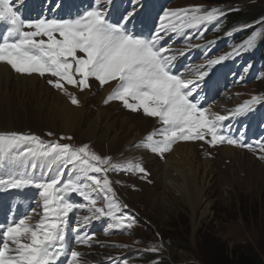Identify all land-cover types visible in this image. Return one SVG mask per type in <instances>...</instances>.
Instances as JSON below:
<instances>
[{"label": "snow or ice", "instance_id": "1", "mask_svg": "<svg viewBox=\"0 0 264 264\" xmlns=\"http://www.w3.org/2000/svg\"><path fill=\"white\" fill-rule=\"evenodd\" d=\"M106 2L111 3V0ZM23 6L24 0H0V22L7 26L6 35L0 42V63L9 65L16 73L47 75V83L67 95L73 105H78L79 100L65 85L83 91L90 87V78L98 81L101 87L117 82L104 103L117 100L132 112L142 110L144 115L158 118L163 127L146 138L148 147L154 153L163 155L178 141H206L211 146L221 143L244 146L223 133V122L231 116L250 111L257 98L236 107L229 116L212 113L208 107L196 102L194 91L197 82L183 79L182 74H174L172 64L176 55L160 45L164 39L161 33L182 32L185 28L210 23L223 15L220 10L212 9L203 14L199 6L165 10L159 17L160 25L156 32L150 38H142L126 27L134 12L122 17V22L112 23L99 6L82 13L78 11L75 15L70 6L69 18L29 19L21 11ZM255 39L254 35L244 46L251 47ZM225 58L210 60L209 67ZM196 74L201 81L209 75L207 71ZM157 134L162 139L154 140ZM25 144L37 145L38 149L29 148L22 155L50 156L59 161L61 167L47 177H34L26 168L6 178L0 177L2 189H23L27 186L39 189L37 206L43 209V215L35 225L29 223L30 215L14 219L6 227L0 225V264H58L61 257H65L66 264H80L79 258L83 254L66 250L69 214L75 209H86L91 213V216L77 220L74 240L79 245L91 246L93 236L81 234L80 229L92 219L110 217L118 221L117 227H132L131 223L125 225L124 219L117 215L121 205L115 199V192L107 178L108 169L103 167L109 165L108 158L91 152L88 145L73 148L70 144L58 142L45 144L34 134L0 133L2 149ZM261 150L264 151V144ZM68 165L79 166L85 179L91 183L74 180L62 183L63 171ZM110 167L113 170H124L126 167L145 173L142 166L131 163L126 166L111 164ZM89 172L103 173L104 176L101 179L99 175H88ZM101 193L105 203L103 207H97ZM70 194H78L83 202H69ZM123 208L126 209L127 205Z\"/></svg>", "mask_w": 264, "mask_h": 264}, {"label": "rangeland", "instance_id": "2", "mask_svg": "<svg viewBox=\"0 0 264 264\" xmlns=\"http://www.w3.org/2000/svg\"><path fill=\"white\" fill-rule=\"evenodd\" d=\"M198 6V4L207 5L209 11L212 9H218L221 13V7H226L230 11H242L243 13L255 12V16L249 17L248 21L242 23L238 27L237 37L235 38L234 46L218 51L214 54L205 55V69L201 71H207L209 75L204 78V81L208 80V85L201 91V95H206L210 89L219 88L226 83L223 88V92L216 95H210L206 106L211 108L219 102L217 106V114L229 116V114L238 106L243 105L246 102H251L253 98H257V102L251 105V110L240 115L232 116L235 117V121L223 127V133L236 139L244 146H228L222 145L221 147H229L232 150L241 151L247 156L251 157L255 163H252L251 169H247V166H242L240 169L234 168V174L229 172L232 169V162L229 163V159L220 157L218 151L200 152L199 144L194 145V150L198 159L193 162V165H198L202 160H212L216 164V168L219 172L213 173L211 170L207 172L208 186L205 187V200L203 204L196 208L195 214L192 209L187 205V199L184 192L168 191L162 192V186L159 175V164L154 156L149 155L153 158L150 161H143L144 166L148 170L149 174L146 175V182L137 183L135 180L126 178L121 180L116 177L117 181H121L122 185H119L116 189L117 195H120L122 199L129 205L130 208L135 210L140 217L143 218L145 224L131 228L128 232L123 230H114V220L108 219L104 224H100L99 227H95L97 220L92 219L90 223L86 225L87 230H92V234L95 236L90 247H95L100 250H110L113 252H120L125 247L132 248H148L150 251L156 249L153 256L157 257L158 260L164 264H210L209 253L203 249L200 245V239L204 234H208L218 243L223 244L225 249L231 251L232 249L249 248L252 249L259 257H264V151L261 150V145L264 144V113L260 112L259 109V98L264 94V78L257 74L256 79H249L244 73L238 72L232 77L231 83L228 78V72H223L224 66L230 67L233 65L238 53L244 51L246 48L245 42L249 38L256 36L257 38L264 37V0H181L179 4H189ZM174 9V8H172ZM203 14V12L201 13ZM248 24V25H247ZM250 28L248 34H244L243 31L248 27ZM225 32V28L217 26L213 23L205 24L201 29L200 33H208L210 44L216 46L222 44L221 41L217 40L218 36ZM259 35H256V34ZM254 41V42H255ZM243 46V47H242ZM220 57H226L218 64L211 65L209 67V61L216 60ZM212 77L220 78L215 80ZM196 80H200L199 76L195 77ZM116 86L115 81L111 82ZM53 92L58 93L56 89L51 87L49 84L44 83ZM90 87L87 89L88 92L86 99L81 100V95L78 94L77 98L81 105L75 106L76 108H82L87 104L88 112L92 115L95 114L98 108L106 109V107L115 105L116 107H109L107 112L111 119H109L108 132L109 135L116 137L125 131H129L133 136L140 135L134 129V125L129 122L128 119L138 120V118H146L151 122L148 123L142 132V138L138 142L143 143V149L141 152L145 153L152 152L148 147V141L146 138L152 134V128H156V133L163 127L158 118L148 117L144 115L143 111L132 112L125 108L122 102L113 100L108 103L100 100V94L105 86L101 87L99 82L95 79L90 78ZM111 94V93H110ZM62 97V96H61ZM64 99V97H62ZM102 102V103H101ZM228 107H230L228 109ZM34 109V107L26 108L25 111H16V109L10 112L9 122L15 127V131L24 134H34L39 136L42 140L46 138L48 142H55V137H68L72 136L71 139H66L70 142L73 148H79L83 145H88L91 152L96 153L102 158L111 156L113 160L126 159V156L133 153L131 146H122L121 137L116 140L115 144H110L108 141L101 142L98 139L88 140L84 138L83 132H78L75 128L70 130L68 134L62 133L59 129V122L56 121V130H52L51 124H46L43 118L37 114L35 121L41 124V130L37 124L34 123L31 114H28V110ZM35 110V109H34ZM49 112L48 110H46ZM137 115L131 117L129 115ZM50 117L51 114L49 113ZM108 116V117H109ZM52 118V117H51ZM127 118V119H126ZM45 123V124H44ZM84 128L87 127L86 121L84 122ZM0 128H4L3 124H0ZM78 128V126H77ZM79 129V128H78ZM100 129V128H99ZM99 129L97 131H99ZM107 129V127H106ZM105 126L100 129L99 134L101 135L105 130ZM63 130V129H62ZM0 133H9L2 132ZM48 133H52L51 136ZM136 133V134H134ZM85 136L93 138L88 131L85 130ZM112 136V137H113ZM97 138V136H96ZM140 138V137H139ZM162 138L158 134L153 137L154 140H160ZM129 147V151L120 155L126 148ZM31 148L35 150L34 144L20 145L12 149L0 148V155L3 156L9 165V174H15L17 172L24 171L25 168L30 173H35L33 164L37 165L35 157L25 156L22 153L27 152ZM13 150V155L11 154ZM246 156V157H247ZM164 157V156H163ZM217 159V160H216ZM227 161V162H226ZM246 161V160H245ZM247 161L244 162L246 165ZM259 165V166H258ZM46 167L53 169L49 174L42 172L41 175L47 177L54 175L61 164L59 161L54 160L52 157H46ZM214 167V164H213ZM227 168V169H225ZM211 169V166H210ZM225 169V170H224ZM245 172H243L242 170ZM241 170V171H240ZM249 173H248V172ZM213 173V175L211 174ZM233 174V176H232ZM248 176V177H247ZM69 180L81 182L79 178V167L68 165L64 168L62 175V183H66ZM148 181V182H147ZM137 187L135 191L133 188ZM13 192L12 189L0 188V195H9ZM71 197L69 202L74 199L76 202H83L82 198L78 194H70ZM95 197V193H94ZM104 201L102 196L97 200V207H102ZM206 210L207 214L204 218H201L202 211ZM70 222L67 230L77 228L78 218L85 216H91L86 209L80 210L75 209L73 213L69 214ZM40 219L39 215H34L29 220L32 225H35ZM104 226V227H103ZM96 228V230H94ZM161 241V242H160ZM113 250L108 249L109 243H115ZM163 244L167 249V254L161 250L159 244ZM89 246H73L72 249L84 250L90 248ZM206 251V252H205ZM93 258L96 255L91 254ZM134 261L129 260L128 264H133ZM124 262H118L114 264H123Z\"/></svg>", "mask_w": 264, "mask_h": 264}, {"label": "bare ground", "instance_id": "3", "mask_svg": "<svg viewBox=\"0 0 264 264\" xmlns=\"http://www.w3.org/2000/svg\"><path fill=\"white\" fill-rule=\"evenodd\" d=\"M141 15L144 14L136 13L135 17L139 18ZM106 90L107 88L105 91ZM85 99L86 94L81 96L82 101ZM30 107H34L35 110L33 108L28 110V114L32 115V118H34L33 121L37 126H39V123L35 121V116L39 114L46 124H51L50 129L52 130H56L54 128L56 126V121L54 120H58L60 121L59 129L62 133H71L69 131L75 128L78 132H83L85 139H98L101 142L108 141L110 144H115V141L119 140L121 137L123 147L132 145L141 140L142 132L146 125L151 122L149 119L138 118L137 115L125 113L131 117L138 118L136 121L128 119V123L131 122L134 125L136 132L140 135L133 136L129 131H125L120 133L115 139V137L113 135L110 136L108 132L109 119L111 118L107 112L109 107H116L115 105L108 106L106 109L98 108L95 114L91 116L88 112L87 104L82 108H76L72 106L69 101H66L59 94L48 88L37 78V76H21L12 70L9 65L0 63V124H3L4 126V128H0V131H15V127L9 122L10 112L14 109L18 112L25 111L26 108ZM85 121L87 124L86 128L82 127ZM41 124L42 123H40L39 128L41 130L45 129L41 127ZM104 126L105 129L106 127L107 129L100 135V129ZM98 129L99 131H97ZM85 130L88 131L93 138L85 136ZM194 147V145L187 143L177 145L167 155L164 164H159L162 192H165V190L176 191L179 193L184 192L187 199V205L192 209L193 214H195L196 208L198 209L205 200L204 189L209 184L207 181L208 175L206 173L210 170L213 173L219 172L215 169L216 164L212 160L204 159L198 165H193V162L195 163L198 159ZM215 151L219 152L220 157L224 156L229 159V163L232 162V169H229L230 173L234 172V168L240 169L243 165L247 166V169H251L250 165L255 163L251 157L243 152L232 150L229 147H220ZM146 158L148 161L153 160L151 156H146ZM245 160L248 162L246 165L244 164V162H246ZM242 171L245 172L244 170ZM213 173L211 174L213 175ZM206 214L207 212L204 208L201 213V218H204ZM159 246L161 250L167 254L168 251L166 247L161 243ZM96 253L100 254L99 251H96Z\"/></svg>", "mask_w": 264, "mask_h": 264}, {"label": "trees", "instance_id": "4", "mask_svg": "<svg viewBox=\"0 0 264 264\" xmlns=\"http://www.w3.org/2000/svg\"><path fill=\"white\" fill-rule=\"evenodd\" d=\"M257 12L258 11L255 10V12L253 11L250 14L249 12L243 13L242 11H238L230 14L228 21L236 25L240 21H248L249 17L255 16ZM261 39L264 44V37ZM200 245L209 253L210 264H264V257H259L252 249L243 248V250H241L235 248L228 251L223 244L218 243L208 234H204V236L201 237Z\"/></svg>", "mask_w": 264, "mask_h": 264}]
</instances>
